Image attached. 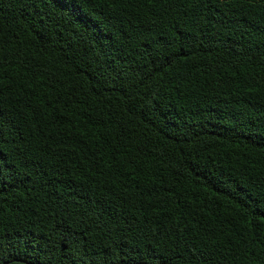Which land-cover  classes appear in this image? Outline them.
Segmentation results:
<instances>
[{
	"label": "trees",
	"instance_id": "obj_1",
	"mask_svg": "<svg viewBox=\"0 0 264 264\" xmlns=\"http://www.w3.org/2000/svg\"><path fill=\"white\" fill-rule=\"evenodd\" d=\"M0 264H264V0H0Z\"/></svg>",
	"mask_w": 264,
	"mask_h": 264
}]
</instances>
